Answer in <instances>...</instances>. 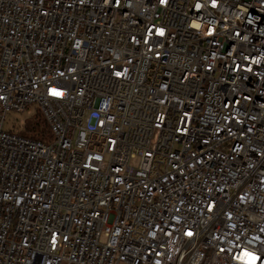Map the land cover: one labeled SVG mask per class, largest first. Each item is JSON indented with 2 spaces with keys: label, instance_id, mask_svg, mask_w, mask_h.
Instances as JSON below:
<instances>
[{
  "label": "built area",
  "instance_id": "1",
  "mask_svg": "<svg viewBox=\"0 0 264 264\" xmlns=\"http://www.w3.org/2000/svg\"><path fill=\"white\" fill-rule=\"evenodd\" d=\"M0 264H264V0H0Z\"/></svg>",
  "mask_w": 264,
  "mask_h": 264
},
{
  "label": "trees",
  "instance_id": "2",
  "mask_svg": "<svg viewBox=\"0 0 264 264\" xmlns=\"http://www.w3.org/2000/svg\"><path fill=\"white\" fill-rule=\"evenodd\" d=\"M20 134L43 143H49L52 139L49 126L44 120L40 110L37 108H34L31 119L26 122L25 129L21 131Z\"/></svg>",
  "mask_w": 264,
  "mask_h": 264
},
{
  "label": "rangeland",
  "instance_id": "3",
  "mask_svg": "<svg viewBox=\"0 0 264 264\" xmlns=\"http://www.w3.org/2000/svg\"><path fill=\"white\" fill-rule=\"evenodd\" d=\"M33 112L34 107H30L25 112L13 111L9 113L4 124V129L20 133L25 129L26 122L31 119Z\"/></svg>",
  "mask_w": 264,
  "mask_h": 264
},
{
  "label": "snow or ice",
  "instance_id": "4",
  "mask_svg": "<svg viewBox=\"0 0 264 264\" xmlns=\"http://www.w3.org/2000/svg\"><path fill=\"white\" fill-rule=\"evenodd\" d=\"M162 2H163V0H162ZM54 94H58V93H54ZM189 235H191V233H189Z\"/></svg>",
  "mask_w": 264,
  "mask_h": 264
}]
</instances>
